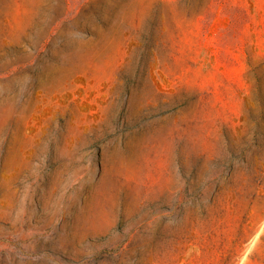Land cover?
<instances>
[{
	"label": "rangeland",
	"instance_id": "374dc122",
	"mask_svg": "<svg viewBox=\"0 0 264 264\" xmlns=\"http://www.w3.org/2000/svg\"><path fill=\"white\" fill-rule=\"evenodd\" d=\"M260 58L264 0H0V264H264Z\"/></svg>",
	"mask_w": 264,
	"mask_h": 264
},
{
	"label": "trees",
	"instance_id": "16d2710c",
	"mask_svg": "<svg viewBox=\"0 0 264 264\" xmlns=\"http://www.w3.org/2000/svg\"><path fill=\"white\" fill-rule=\"evenodd\" d=\"M250 64L252 66V71H254L256 76H258L257 72H258L259 68L262 67V65H264V58H260L256 63H253V62L250 61ZM257 81L258 82L260 81L259 77H257Z\"/></svg>",
	"mask_w": 264,
	"mask_h": 264
}]
</instances>
